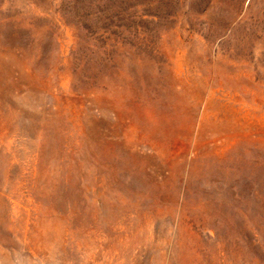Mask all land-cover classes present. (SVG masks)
<instances>
[{
  "label": "rangeland",
  "instance_id": "374dc122",
  "mask_svg": "<svg viewBox=\"0 0 264 264\" xmlns=\"http://www.w3.org/2000/svg\"><path fill=\"white\" fill-rule=\"evenodd\" d=\"M0 264H264V0H0Z\"/></svg>",
  "mask_w": 264,
  "mask_h": 264
}]
</instances>
